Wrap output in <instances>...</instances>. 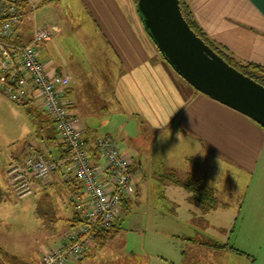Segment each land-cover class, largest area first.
I'll use <instances>...</instances> for the list:
<instances>
[{
    "label": "crops",
    "instance_id": "obj_1",
    "mask_svg": "<svg viewBox=\"0 0 264 264\" xmlns=\"http://www.w3.org/2000/svg\"><path fill=\"white\" fill-rule=\"evenodd\" d=\"M184 1L212 43L241 64L264 69V0ZM29 4L36 8L21 24L19 38L28 42L36 30L58 27L40 47L39 56L49 71L68 78L66 98L93 164H104L96 148L103 137L112 138L131 160L136 198L121 204L115 225L145 203L151 219L145 230L180 252L182 263L240 264L246 255V264H264L244 251L249 247L246 242L243 248L239 245L256 236L249 211L256 194L261 195L257 213H264V188L248 198L264 154V128L198 92L174 71L146 30L137 0H29ZM38 14H49L51 21L40 27ZM14 104L26 112L32 133L30 141L8 150L0 183L22 199L7 183L10 162L24 159L32 147L39 149L35 153L58 159L66 146L40 98ZM142 147L150 149L148 158ZM65 172L72 173L63 166L43 180L37 192L44 196L54 190L67 197ZM71 184L82 192L77 181ZM35 192L33 186L32 195ZM71 206L69 217L61 216L60 223L49 227L46 236L52 245L43 246L39 258L72 228L68 221L76 211ZM243 209L249 211L246 216ZM258 221L263 225L264 215ZM120 240L121 254L125 247ZM104 249L88 253L79 264L119 262ZM1 253L5 252L0 249V257ZM109 254L112 257L107 258ZM157 259V264H175Z\"/></svg>",
    "mask_w": 264,
    "mask_h": 264
},
{
    "label": "built area",
    "instance_id": "obj_2",
    "mask_svg": "<svg viewBox=\"0 0 264 264\" xmlns=\"http://www.w3.org/2000/svg\"><path fill=\"white\" fill-rule=\"evenodd\" d=\"M35 8L29 0H0V90L19 105L35 96L40 98L68 156L51 161L41 154H29L9 164L7 177L15 194L23 198L32 194L33 178L48 180L63 166L72 172L63 174V182L69 184L68 199L81 222L58 238L41 255L39 264H78L96 247L97 237L115 225L121 204L134 199L136 185L131 160L110 137L97 140L104 164H93L66 98L68 78L49 71L39 56L40 47L58 32V27L38 29L28 42L20 40V26ZM72 180L81 185L82 192L75 189Z\"/></svg>",
    "mask_w": 264,
    "mask_h": 264
},
{
    "label": "rangeland",
    "instance_id": "obj_3",
    "mask_svg": "<svg viewBox=\"0 0 264 264\" xmlns=\"http://www.w3.org/2000/svg\"><path fill=\"white\" fill-rule=\"evenodd\" d=\"M49 21H51L49 14L37 15V22L40 27ZM14 103L15 102L0 91V174L3 173L2 169H4L7 164L6 155L8 150L11 152L12 150L10 149H12L14 145H19L24 140L30 141L29 135L32 133V124L29 122V117L21 107L16 106ZM28 151L30 155L40 154L35 153L36 151H39L37 148L32 147V149H29ZM141 151H145L143 155L145 158H148L150 149L146 150L142 147ZM8 166L6 167L7 169ZM7 169L5 170L6 177ZM229 178L232 179L231 177ZM254 179L257 181L255 182L254 190H252L248 196L250 199L256 192L264 188V154L261 158L257 175L254 176ZM42 181V178H33L32 185L36 192L33 195L30 194L22 199L15 197L0 183L5 192L4 202L0 203V249L5 253L15 254L21 258L23 262H27V264H35L37 260V264H39V254L42 247L52 243V241H50L51 239L47 240L48 237L46 236L49 227L55 222L56 224L60 223L61 219L59 218L61 216H63V218L65 216L69 217L73 213L71 203L68 197L64 194H57L52 190L43 196L42 193L37 192ZM0 182L2 181L0 180ZM7 183L11 187L8 177ZM10 189H12V187ZM260 196V193L254 196L252 201L255 204H252L249 208L251 215L250 220L254 224V227H257L256 236L254 238L253 235H250L247 240H241L239 245L243 248L245 245L242 242H246L249 247H245L244 251H251L249 255L264 262V248L262 247L263 244L260 243H264V233H261L259 230L264 229V224L262 225V223L258 221L260 216H263L264 213L262 215L257 213L258 211H261L259 205L261 201H257ZM135 198L136 196L133 200H135ZM246 206L247 205L245 204L244 208H247ZM148 207L150 206H146V204L143 203L142 206L135 208L132 214H127L126 216L123 215L124 220L119 224L122 229L120 234H118L119 237L112 241H107L106 246H104L105 249L102 248L106 250V252L114 253V257H117L116 259H119V262L117 260V262L114 261L112 263L109 260L108 263H106L99 260L97 263L94 262L93 264H157V257L163 258V260L166 259V261L168 260L175 264H184L182 263L180 252L172 250L167 244L164 245L160 243L162 240L159 238V235L151 234L150 231L147 232L145 230L146 223L148 222L147 220H149L148 223L151 225V219H147L146 214V209ZM254 208L256 209L252 210ZM242 211H245V216L249 212L246 209H243ZM248 223L249 221L245 222L246 225ZM258 226L260 227L258 228ZM119 238L122 239V244H124L125 247V252L121 251V254V240ZM252 239L253 242H251ZM248 241H250L253 247L250 246ZM50 248H46L43 252L45 253ZM97 249L96 246L93 251ZM99 251L100 250L98 249L97 252ZM125 253H127V257H125ZM245 256H241V260L238 261L240 264L247 263V260H244L246 258ZM110 257H112V254L107 256V258Z\"/></svg>",
    "mask_w": 264,
    "mask_h": 264
},
{
    "label": "water",
    "instance_id": "obj_4",
    "mask_svg": "<svg viewBox=\"0 0 264 264\" xmlns=\"http://www.w3.org/2000/svg\"><path fill=\"white\" fill-rule=\"evenodd\" d=\"M144 26L169 65L195 90L264 128V86L229 65L185 20L179 0H137Z\"/></svg>",
    "mask_w": 264,
    "mask_h": 264
},
{
    "label": "trees",
    "instance_id": "obj_5",
    "mask_svg": "<svg viewBox=\"0 0 264 264\" xmlns=\"http://www.w3.org/2000/svg\"><path fill=\"white\" fill-rule=\"evenodd\" d=\"M179 1H180L182 14H183L185 20L187 21V23L189 24V26L192 28V30L201 39H203V41L206 44H208L218 55H220L229 65H231L232 67H234L235 69H237L238 71L243 73L244 75L250 77L251 79H253L257 83L264 86V69L260 68L259 66H255V65L241 64L240 62H238L234 58L227 55L224 51H222L219 47H217L214 43H212L211 40L202 32V30L199 28V26H198V24H197V22L193 16V13L189 9L186 2L184 0H179ZM0 91L3 92L2 90H0ZM4 95H5V93H4ZM51 121H52V123H54L53 120H51ZM67 156H68V151L66 149V150H64V155H62L58 159L51 157L50 154L47 155L46 158L51 160V161H60V160H63ZM70 190H71L70 187H68L67 197H68V192ZM3 200H4V194H3L2 190L0 189V202H2ZM125 202H132V201H125ZM80 222H81V220H80L77 212H76V216L74 217V219L68 221V223L70 224V227H75L78 224H80ZM120 230L121 229L119 228V226L113 225L110 230L99 235L97 237V241H96L97 248L98 249L104 248V246H106V244H107V241H112L118 236ZM0 264H25V263L22 262L19 258L15 257V256H10L7 253H1Z\"/></svg>",
    "mask_w": 264,
    "mask_h": 264
}]
</instances>
